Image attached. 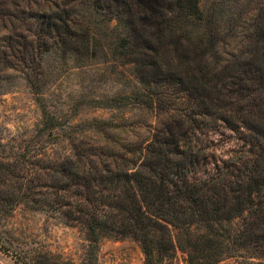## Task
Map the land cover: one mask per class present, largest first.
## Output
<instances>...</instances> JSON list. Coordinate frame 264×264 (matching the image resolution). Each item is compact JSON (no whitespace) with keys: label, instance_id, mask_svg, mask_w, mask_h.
Segmentation results:
<instances>
[{"label":"trees","instance_id":"16d2710c","mask_svg":"<svg viewBox=\"0 0 264 264\" xmlns=\"http://www.w3.org/2000/svg\"><path fill=\"white\" fill-rule=\"evenodd\" d=\"M137 1L135 14L136 0H0V73H40L49 54L94 60L95 41L112 39L108 50L133 64L141 90L118 105L96 106L132 104L159 118L68 127L47 107L41 76L32 74L42 131L69 128L72 152L30 155L0 146V224L24 208L77 228L87 241L83 264H97L102 241L129 239L146 264H173L179 253L187 264L264 261V75L209 74L217 36L187 30L204 20L200 0ZM254 41L264 43V31ZM186 45L204 50L199 75L180 68L176 52ZM14 243L0 237V251L16 264H74Z\"/></svg>","mask_w":264,"mask_h":264},{"label":"rangeland","instance_id":"374dc122","mask_svg":"<svg viewBox=\"0 0 264 264\" xmlns=\"http://www.w3.org/2000/svg\"><path fill=\"white\" fill-rule=\"evenodd\" d=\"M199 7L204 20L189 25L187 30H193L196 36L207 29L217 36L218 47L206 58L209 74L224 70V77L226 73H247L251 77L255 73L264 75V43L254 41V33L264 31V0H200ZM141 10L136 0L132 11L136 14ZM115 25L114 22L112 26ZM97 29L101 35L104 34L103 25ZM95 42L101 43V47L94 60L85 61L72 56L62 59L60 55L49 54L43 59V71L40 73H27L22 69L0 73V146L10 152L30 155L41 154L44 150L52 155L72 152L65 138L70 135L69 128L65 129L66 132L58 129L42 131L43 112L27 79L32 74L41 76L44 86L42 97L47 107L68 127L96 120L117 125L127 121L138 125L157 122L156 113L141 106L129 104L121 109L96 106L95 101L111 105L117 102L118 105L121 97L140 91L141 86L134 78L133 64L117 59L108 50L112 39L102 37ZM203 54V48L196 50L187 45L176 52L180 68L185 71L191 67L189 73L196 75L203 71ZM172 57L168 54L167 59ZM188 59L193 61L192 65H186ZM156 90L163 91L161 87ZM109 134L115 135L112 131ZM58 136H61L60 142L54 143ZM0 237L6 246L13 240L18 241L14 248L49 250L74 264H83L85 259L87 241L82 231L24 208L0 224ZM0 264L16 263L10 254L0 251ZM97 264H146V255L142 247L131 239L104 240L100 244ZM173 264L187 263L179 253ZM220 264H264V261L231 258Z\"/></svg>","mask_w":264,"mask_h":264}]
</instances>
